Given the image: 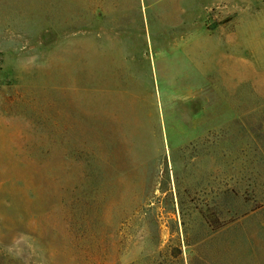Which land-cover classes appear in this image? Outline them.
<instances>
[{"label": "rangeland", "instance_id": "1", "mask_svg": "<svg viewBox=\"0 0 264 264\" xmlns=\"http://www.w3.org/2000/svg\"><path fill=\"white\" fill-rule=\"evenodd\" d=\"M0 264H264V0H0Z\"/></svg>", "mask_w": 264, "mask_h": 264}]
</instances>
